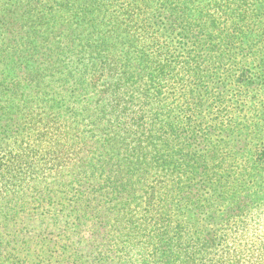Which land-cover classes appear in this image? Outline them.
<instances>
[{
    "label": "trees",
    "instance_id": "trees-1",
    "mask_svg": "<svg viewBox=\"0 0 264 264\" xmlns=\"http://www.w3.org/2000/svg\"><path fill=\"white\" fill-rule=\"evenodd\" d=\"M264 0H0V264H264Z\"/></svg>",
    "mask_w": 264,
    "mask_h": 264
},
{
    "label": "clouds",
    "instance_id": "clouds-1",
    "mask_svg": "<svg viewBox=\"0 0 264 264\" xmlns=\"http://www.w3.org/2000/svg\"><path fill=\"white\" fill-rule=\"evenodd\" d=\"M258 211L261 212V213H264V206H261L259 209L253 208L252 209V214L255 216L258 213Z\"/></svg>",
    "mask_w": 264,
    "mask_h": 264
}]
</instances>
